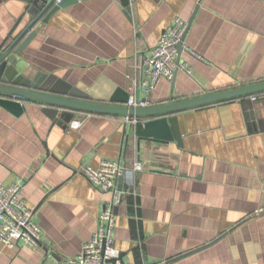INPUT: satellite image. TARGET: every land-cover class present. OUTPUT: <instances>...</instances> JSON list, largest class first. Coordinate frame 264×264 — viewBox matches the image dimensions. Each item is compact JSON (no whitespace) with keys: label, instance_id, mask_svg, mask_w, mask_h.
<instances>
[{"label":"crops","instance_id":"1","mask_svg":"<svg viewBox=\"0 0 264 264\" xmlns=\"http://www.w3.org/2000/svg\"><path fill=\"white\" fill-rule=\"evenodd\" d=\"M33 2L0 0V45L29 23ZM176 17L191 24L179 54L191 73L147 93L145 59ZM33 30L24 74L54 75L93 102L127 105L112 99L121 90L160 106L264 81V0H73ZM45 107L0 104V186L23 185L43 231L37 248L0 243V264L80 253L111 197L82 169L103 159L129 168L115 229L125 262L264 264V96L177 111L180 142L141 139L116 114L91 113L74 129Z\"/></svg>","mask_w":264,"mask_h":264},{"label":"built area","instance_id":"2","mask_svg":"<svg viewBox=\"0 0 264 264\" xmlns=\"http://www.w3.org/2000/svg\"><path fill=\"white\" fill-rule=\"evenodd\" d=\"M60 1V0H58ZM200 1V0H199ZM189 22L182 17L174 21L163 31L157 44L151 49L145 59L146 77L141 81V88L147 93L153 92L163 79H174L178 70L191 73V68L179 60V44L188 30ZM262 93L247 95L256 101L263 97ZM127 106L133 108L148 107L147 99H137L130 96ZM91 113L74 118L71 128L78 129L85 118ZM125 123L135 128L145 120L135 116H122ZM144 169L141 161H135L134 172ZM129 168L118 159H103L99 167L85 166L82 173L93 186L111 194L110 199L98 218V226L91 239L86 242L80 253L72 259H61L58 264H131L122 259V252L116 245L115 229L117 223L116 208L123 202L129 189H124V182ZM124 180L121 181V178ZM22 184L0 186V243L9 248H15L25 243L31 248H37L43 231L41 225L34 219V209L30 208L23 196ZM149 264V263H142ZM153 264H168L167 260Z\"/></svg>","mask_w":264,"mask_h":264},{"label":"water","instance_id":"3","mask_svg":"<svg viewBox=\"0 0 264 264\" xmlns=\"http://www.w3.org/2000/svg\"><path fill=\"white\" fill-rule=\"evenodd\" d=\"M72 1L34 0L29 8V23L0 45V104L15 114H21L24 111L25 101L31 100L45 104L44 111L53 118L54 123L59 125L69 124L75 118L74 111L143 117L147 118L146 121L136 128V133L141 139L151 138L160 141L177 139L180 142L181 134L177 126V118L174 116L177 111L264 92L263 81L160 106L133 108L127 105L93 102L88 94L64 83L54 75L42 73L25 75L21 54L36 35L34 27L40 21L46 22L55 11ZM190 25L189 23L188 30L179 44V54L184 48ZM64 84L67 87L63 88ZM129 98V94L117 90L112 99L127 103ZM123 180L124 177L121 178V181ZM49 257L51 263L61 260L56 253H51Z\"/></svg>","mask_w":264,"mask_h":264}]
</instances>
